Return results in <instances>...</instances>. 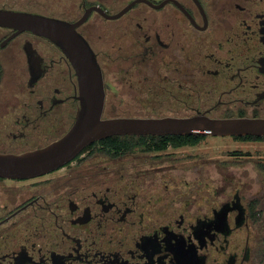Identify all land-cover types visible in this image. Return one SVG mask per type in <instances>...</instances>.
<instances>
[{"label":"flooded vegetation","instance_id":"af4514ba","mask_svg":"<svg viewBox=\"0 0 264 264\" xmlns=\"http://www.w3.org/2000/svg\"><path fill=\"white\" fill-rule=\"evenodd\" d=\"M0 8L76 25L102 70V119L264 118V0ZM80 95L56 44L0 26V154L61 140ZM165 135H111L46 172L0 175V264H264V158L202 146L264 135L171 134L178 145Z\"/></svg>","mask_w":264,"mask_h":264},{"label":"water","instance_id":"95a60500","mask_svg":"<svg viewBox=\"0 0 264 264\" xmlns=\"http://www.w3.org/2000/svg\"><path fill=\"white\" fill-rule=\"evenodd\" d=\"M0 26L29 31L56 44L72 62L82 108L73 128L61 140L21 155L0 154V175L27 177L46 172L72 158L92 140L117 134L264 135V118H211L207 115L165 118L102 119L105 85L91 45L68 21L37 12L0 8Z\"/></svg>","mask_w":264,"mask_h":264},{"label":"rangeland","instance_id":"374dc122","mask_svg":"<svg viewBox=\"0 0 264 264\" xmlns=\"http://www.w3.org/2000/svg\"><path fill=\"white\" fill-rule=\"evenodd\" d=\"M6 71L9 64L6 63ZM203 147H217V149L239 150L241 152H250L253 156L264 158V141H242L232 137L207 138Z\"/></svg>","mask_w":264,"mask_h":264},{"label":"trees","instance_id":"16d2710c","mask_svg":"<svg viewBox=\"0 0 264 264\" xmlns=\"http://www.w3.org/2000/svg\"><path fill=\"white\" fill-rule=\"evenodd\" d=\"M251 136H252V135H251ZM256 136H257V135H255V137H256ZM165 138L170 139L174 144L178 145L175 139H176V138H180V135H171V134H169V135H165ZM185 142H187V141H185Z\"/></svg>","mask_w":264,"mask_h":264}]
</instances>
